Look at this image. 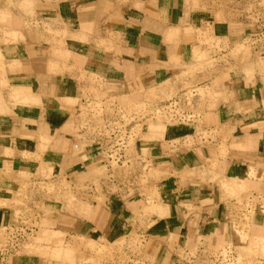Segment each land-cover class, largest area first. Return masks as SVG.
Masks as SVG:
<instances>
[{"label":"crops","instance_id":"obj_1","mask_svg":"<svg viewBox=\"0 0 264 264\" xmlns=\"http://www.w3.org/2000/svg\"><path fill=\"white\" fill-rule=\"evenodd\" d=\"M218 1L241 0H0V189L39 179L42 170L76 181L92 169L101 150L81 125L89 90L100 84L107 96L140 101L184 71L193 28L209 25L236 41L251 26L240 17L217 20ZM255 52L261 62L252 78L242 70L207 80L196 74L211 94L200 113L210 134L180 136L157 157L147 152L167 173L159 201L149 203L138 186L111 192L103 185L104 202L88 215L36 191L31 210L49 229L87 239L113 243L137 232L157 242L158 264H222L210 255L240 246V211L229 190L264 200V50ZM259 209L248 230L264 239V203ZM14 218V209L0 208V223ZM31 248L0 253V264H59Z\"/></svg>","mask_w":264,"mask_h":264},{"label":"rangeland","instance_id":"obj_2","mask_svg":"<svg viewBox=\"0 0 264 264\" xmlns=\"http://www.w3.org/2000/svg\"><path fill=\"white\" fill-rule=\"evenodd\" d=\"M228 3L214 2L217 20L224 22L240 17L241 21L249 22L251 28L231 44L212 26L193 28L188 40L190 62L174 80L145 92L140 101L107 96L101 92L100 84L98 89L89 90L92 98L81 106L82 129L90 140L95 141L99 134L111 144L110 134L117 132L116 138L125 140L124 161L121 164L111 161V168H108L101 153L98 163L76 181L45 175L42 170L39 179L26 178L22 183L4 185V190L0 189V208L14 209L13 223L26 221L37 230L16 250L10 251L9 230L13 223L8 225L7 220H3L0 223V253H20L23 244L31 248L37 243L40 247L31 248L30 253H38L59 264H158L155 262L157 242L137 232L108 243L55 231L45 226L29 203L33 201V192L36 191L40 199H54L64 210L88 215L93 204L104 202L103 185L111 192L119 191L122 187H125V191H133L138 186L142 194L148 197L149 203L159 201L158 192L167 173L152 164L147 152L157 157L179 144L180 136L195 132L206 139L210 134L203 130L204 121L200 113L211 94L207 85L196 80V74H201L203 80H207L212 75L242 70L252 78L254 68L261 62V53L255 52L257 40L252 37L257 31L252 14L264 7V0H241L231 6ZM261 42L264 50V40ZM58 55L64 56L61 52ZM196 97L197 104L194 102ZM186 139L191 141L189 137ZM141 152L144 154L141 155ZM109 177L113 182L108 181ZM89 190L91 193H88ZM229 194L235 198L234 206L240 211V230L237 231L240 246L235 244L221 249L210 257L221 259L222 264H264V239L252 237L249 231L252 215L260 212L259 204H263L264 200L258 192L243 195L237 187L231 188ZM140 218L150 229L155 227L156 223L146 216Z\"/></svg>","mask_w":264,"mask_h":264},{"label":"built area","instance_id":"obj_3","mask_svg":"<svg viewBox=\"0 0 264 264\" xmlns=\"http://www.w3.org/2000/svg\"><path fill=\"white\" fill-rule=\"evenodd\" d=\"M252 16L255 18L254 25L256 26V32L252 34L253 39L256 41V49H262L261 40H264V7L259 9L257 13H253ZM118 135L117 132H113L110 134L112 139V144L105 137H101L99 134L95 137V142L100 146L101 153L105 159V163L108 168H111L110 162L115 161V163H122L125 157V140H121L120 138H116ZM113 136V137H112ZM109 182H113V179L109 177ZM91 188H93L91 186ZM91 193V190L88 191ZM262 204H259L261 207ZM37 230L32 224L27 223L26 221H19L17 223H13L9 230L10 237V251L16 250L20 243L26 240L28 236H30L34 231Z\"/></svg>","mask_w":264,"mask_h":264},{"label":"bare ground","instance_id":"obj_4","mask_svg":"<svg viewBox=\"0 0 264 264\" xmlns=\"http://www.w3.org/2000/svg\"><path fill=\"white\" fill-rule=\"evenodd\" d=\"M255 214V213H254ZM261 214H262V212H261ZM254 215H252V217H253ZM260 217H264V216H260ZM264 219V218H263ZM259 220H261V219H259ZM254 221V220H253ZM257 221V220H256ZM40 232V231H39ZM39 232H38V234H39ZM28 245V244H27Z\"/></svg>","mask_w":264,"mask_h":264}]
</instances>
